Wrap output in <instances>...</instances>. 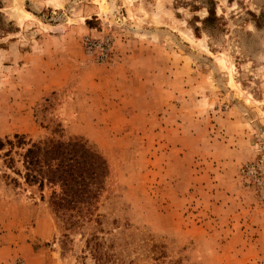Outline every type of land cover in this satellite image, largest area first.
I'll list each match as a JSON object with an SVG mask.
<instances>
[{"label":"rangeland","instance_id":"374dc122","mask_svg":"<svg viewBox=\"0 0 264 264\" xmlns=\"http://www.w3.org/2000/svg\"><path fill=\"white\" fill-rule=\"evenodd\" d=\"M14 134L98 166L77 211L0 169V264H264V0H0Z\"/></svg>","mask_w":264,"mask_h":264},{"label":"trees","instance_id":"16d2710c","mask_svg":"<svg viewBox=\"0 0 264 264\" xmlns=\"http://www.w3.org/2000/svg\"><path fill=\"white\" fill-rule=\"evenodd\" d=\"M0 160L3 176L14 185L22 179L40 191L47 184L56 187L50 194L56 211L83 207L80 203L89 196L88 186L98 166L97 153L78 137L31 141L14 134L0 138Z\"/></svg>","mask_w":264,"mask_h":264},{"label":"built area","instance_id":"2783aa9c","mask_svg":"<svg viewBox=\"0 0 264 264\" xmlns=\"http://www.w3.org/2000/svg\"><path fill=\"white\" fill-rule=\"evenodd\" d=\"M86 52L100 61H108L110 58V44L107 39H84Z\"/></svg>","mask_w":264,"mask_h":264}]
</instances>
